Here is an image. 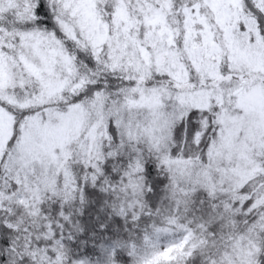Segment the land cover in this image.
I'll use <instances>...</instances> for the list:
<instances>
[{
    "label": "snow or ice",
    "instance_id": "1",
    "mask_svg": "<svg viewBox=\"0 0 264 264\" xmlns=\"http://www.w3.org/2000/svg\"><path fill=\"white\" fill-rule=\"evenodd\" d=\"M0 264H264V0H0Z\"/></svg>",
    "mask_w": 264,
    "mask_h": 264
}]
</instances>
